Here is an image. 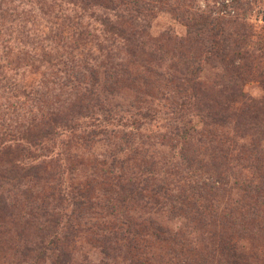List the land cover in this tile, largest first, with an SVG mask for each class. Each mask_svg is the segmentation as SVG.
Returning a JSON list of instances; mask_svg holds the SVG:
<instances>
[{"label": "trees", "instance_id": "obj_1", "mask_svg": "<svg viewBox=\"0 0 264 264\" xmlns=\"http://www.w3.org/2000/svg\"><path fill=\"white\" fill-rule=\"evenodd\" d=\"M159 2L184 35L154 36L144 0H36L43 82L12 74L0 43V264H74L84 233L96 258L80 264H264V35L238 13L249 1ZM160 131L179 154L135 172V138ZM112 140L99 174L72 181L69 152ZM205 176L239 198L218 211Z\"/></svg>", "mask_w": 264, "mask_h": 264}, {"label": "rangeland", "instance_id": "obj_2", "mask_svg": "<svg viewBox=\"0 0 264 264\" xmlns=\"http://www.w3.org/2000/svg\"><path fill=\"white\" fill-rule=\"evenodd\" d=\"M144 1H147L151 5H155L160 12L158 19L152 24V33L154 36H158L168 29H174L181 35L185 34V27L178 23L170 7L164 6L159 0ZM187 1L191 5L188 6V8L197 5V7H201V9L204 10L207 9L208 2L212 6H216V9H222L223 5L232 4L233 0ZM247 1H249L251 5H245L248 7L246 12H242L240 9L238 13L247 17L246 20L249 26L253 27L257 34L264 35V0H243L244 3H248ZM21 2L31 7L23 5ZM35 3L36 0H0V43H3L7 48L6 58L3 62L6 66L14 70L11 72L12 74L18 73L21 77L29 81H34L35 79L43 82L46 79L42 78L44 76L42 72L39 73L38 69H40L41 66L35 60L41 58L42 46H46L47 43L44 39L39 37L40 33L38 36H34L32 32L28 31L32 30L34 25L43 29L46 25L50 24L47 18L42 16L44 18L42 19L37 15L40 11L39 7H35ZM222 14L227 15V10L222 12ZM233 15H236V11L232 10L231 16ZM69 51L71 52L72 50ZM39 83L41 84V82ZM246 88L247 91L255 97L263 95L261 85L258 82H253ZM129 90L128 88L123 89L120 99H118L120 103L128 104V102L134 98V95ZM58 95V100H61L62 96L59 90L55 92V97ZM58 100L55 99V101ZM140 136L135 138L137 141L130 148L131 154H133L131 151L138 153V155L135 156V160H133L132 163L130 162L131 168L137 173H140V169L148 166L146 164L149 162L151 164L155 162L159 167L164 168L168 163L170 155H172L173 152L177 154L180 152V148H176V150L172 149L171 145L175 144V142L166 139L162 131L157 133H143ZM116 144H118V142L112 140L109 146L105 142H102L101 144L93 145V147L74 148L69 152V162L72 164L73 171L75 172L72 181H75V183L79 181L85 182L92 179L96 174H99L98 171L93 169L94 161L98 159L102 161L105 155H109L111 159L112 156L116 155L118 152L115 147ZM214 178L205 176L203 177V183L207 184V186L215 184L211 186L214 188L212 192L214 194L209 195V198L214 205L218 206V211H222L231 200H237L239 198L236 194L238 192H235L234 195L231 194L232 192H228L229 189H232V191L236 189L233 180H230L228 183L219 184L214 182ZM190 183L194 184L192 179ZM143 217H153V219H156L160 224L172 229L174 232L185 230L186 228V222L184 220L172 219L167 213H161L159 215L151 214L148 216L143 213ZM88 235L89 233H84V249L81 253L76 254L74 264H80L81 256H84L85 253L88 257L94 258L93 260L96 258L94 257V251L89 247L88 241L85 240Z\"/></svg>", "mask_w": 264, "mask_h": 264}]
</instances>
